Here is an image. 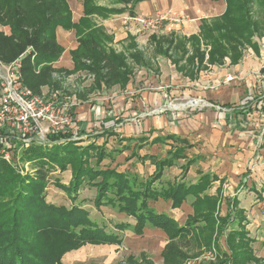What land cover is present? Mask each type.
Wrapping results in <instances>:
<instances>
[{
  "label": "trees",
  "instance_id": "trees-1",
  "mask_svg": "<svg viewBox=\"0 0 264 264\" xmlns=\"http://www.w3.org/2000/svg\"><path fill=\"white\" fill-rule=\"evenodd\" d=\"M226 1V15L210 25L206 24L202 32L203 42L212 45L209 54L211 62H222L229 48L237 53L239 47L251 43L252 37L259 32V24L252 17L253 0ZM101 11V8H91L88 13ZM69 21L70 13L64 0H0V62L9 65L22 58L20 71L23 84L36 96H41L43 89L54 83L55 74L70 73L54 67V62L64 49L52 35L53 28L68 26ZM4 25L10 26V35L1 31ZM193 40L201 42L199 39ZM78 43V49L72 52L74 70L94 73L99 82H104L108 88L118 83L124 86L128 84L133 71L127 67L124 55L106 50L96 33L81 37ZM201 56L204 58V54ZM240 58V53L234 54L233 63ZM104 134L116 135L115 130H106ZM58 136L55 135L52 153H44L39 148L29 158L34 163L40 162L34 177L21 176L0 161V264H63L62 259L66 254L88 245H120L121 233L132 227L137 233L149 227L173 232L177 236H189L202 228L204 235L217 239L224 236L228 227L236 221L242 228L243 211H238L235 221L233 208L218 225L215 216L217 202L210 197L201 198L210 185L209 177L204 176L190 188L178 183L158 190L154 185L163 176L164 168L171 166L172 159L159 163L154 179L141 182L127 172L108 167L102 169L101 163L111 154L108 155L106 148L95 140L79 148L78 142ZM9 139L16 142L17 138L10 133ZM137 139L143 143L147 141L146 138ZM63 140L64 143H58ZM163 140L158 137L153 143ZM92 159L96 161L94 166L90 163ZM53 163L63 170L68 166L75 170L67 186L57 183V187L66 192L72 201L71 208L56 207L45 200L49 173L45 167L50 168ZM83 186L95 190V206L117 209L119 213L132 217L135 224L116 223L114 231H110L92 220L89 212L77 204L78 192ZM188 196H194L197 203L201 202L204 211L200 212L203 214L200 218L196 215L195 218L190 217L193 219L183 227H178L172 218L155 212L149 206V200L162 197L171 199L175 206ZM226 239L232 252L231 255L223 253L225 259L219 264H260L249 248L244 230L231 231Z\"/></svg>",
  "mask_w": 264,
  "mask_h": 264
},
{
  "label": "crops",
  "instance_id": "crops-1",
  "mask_svg": "<svg viewBox=\"0 0 264 264\" xmlns=\"http://www.w3.org/2000/svg\"><path fill=\"white\" fill-rule=\"evenodd\" d=\"M64 1L70 21L68 26L52 30V35L64 49L54 62L55 68L75 73L72 52L78 49L81 37L96 33L106 50L122 54L127 62L131 60L135 64L136 69L131 66L133 72L127 86L136 95L126 98V101L131 102V106L135 105L137 110L157 104L160 101L157 96L168 93L185 96L193 101L190 102L193 107L209 102L223 109L204 112L200 108L201 112L194 118L184 114L173 118L167 115L154 117L142 123L137 121L124 135L146 138V144H162L163 148L170 147L173 141H177L175 138H179L189 157L199 160L198 164L203 168L192 170L187 167L174 180L166 179L168 182H163L165 171L155 183V188L168 189L178 183L190 188L204 176L209 177L210 185L201 198L210 197L217 202L215 216L218 225H221V218L228 216L230 208L234 210L235 221L238 211H243L242 228L236 221L228 227L224 237L231 231L244 230L253 256L264 264V87L256 91L254 85L258 80L251 75L259 67L257 59L264 43V0H253L252 17L259 24V32L252 37L251 43L239 47L237 53L241 58L236 63L232 59L237 53L231 48L222 62H211L212 45L203 42L202 36L206 24L210 25L226 15V0ZM91 8H101L102 11L88 13ZM131 14H168V21L158 32L139 34V25L134 22L124 24L125 18ZM1 31L11 34L9 25L2 26ZM149 49H153L156 55H149ZM145 59L147 63L151 61L154 64L157 60L165 74L161 75V83L154 76H148L150 68L140 67ZM227 76H234L235 81L225 83ZM143 82L144 85L153 84L157 91L163 92L141 93L139 85ZM49 87H45L43 92ZM251 96H256V99L249 101ZM119 133L115 130L116 135ZM158 137L164 140L153 143ZM184 162L182 160L180 165ZM190 197L197 200L188 196L184 201Z\"/></svg>",
  "mask_w": 264,
  "mask_h": 264
},
{
  "label": "rangeland",
  "instance_id": "rangeland-1",
  "mask_svg": "<svg viewBox=\"0 0 264 264\" xmlns=\"http://www.w3.org/2000/svg\"><path fill=\"white\" fill-rule=\"evenodd\" d=\"M143 33L151 34L150 31ZM153 53V49H149L148 54L155 56L156 54ZM147 62L145 59L140 67L150 68L151 73H148V76H154L156 81L161 83V75L165 74L161 72L157 60L155 64L151 61ZM131 66L136 69L135 64L129 60L127 67L133 69ZM64 80H62V82L64 81L62 84L54 80V83L45 91L44 101H52L55 97V102H61L62 106H68L66 114L70 121L61 115L56 121L63 128L62 132L47 135L44 141L35 139L29 144L19 141L17 143L11 142L9 132L4 129L0 130V147H3L4 143L11 145V148H8L6 152L9 158L5 154H0V161L5 163L4 166L17 171L21 176L34 177L37 174L36 170L40 167V162L34 163L29 158L36 154V150L39 148L44 153H52L55 147V135H59L57 138L66 137L68 141L78 142L79 148L86 147L95 140L98 145H103L106 148L108 155L111 154L101 163L102 169L108 167L117 171L125 170L129 175H135L144 182L154 179L159 170V163L166 159L173 161L171 166L164 168L163 172H166L163 182H168L166 179L174 180L177 178L176 175L180 171L184 173L187 167L192 170L203 168L202 165L198 164L199 160L189 157L187 148L179 143L181 142L179 138H175L177 141H173L170 147L163 148L160 146L162 144L153 146L138 141L135 136L127 137L125 132L132 123L137 121L142 123L154 117L167 115L173 118L187 114L194 118L201 112L200 108L204 109V112L208 109H216L209 107V102H205L199 107H193L190 104L193 101L186 99L185 96L168 93L159 94L157 98L160 101L157 104L137 110L135 105L131 106L129 105L131 102L126 101V98L130 99L136 95H133L134 92L128 89V84L124 86L118 83L119 87L108 88L104 82H99L94 73L83 70H75V73L66 74ZM139 89L141 93H149V95L163 92L157 91V86L155 87L153 84L144 85V82L141 86L139 85ZM2 97L3 87L0 84V111ZM106 130H117L120 133L109 136L104 134ZM64 141L58 143H64ZM182 160L186 161L184 165H180ZM95 162L92 159L90 161L91 166H94ZM45 170L49 172L46 178V202L56 207L71 208L72 201L66 192L57 187V183L67 186L75 170L70 166L63 170L60 165L55 166V163L50 168L45 167ZM95 194V190L88 186H83L78 192L77 204L89 212L92 220L101 226H106L110 231H114L116 223L130 222L132 225L135 224L132 217L119 213L117 209L109 206L100 208L95 206L93 202ZM10 199L11 197L7 198V200ZM158 199L149 200L150 208L159 214H167L178 227L185 226L195 218L194 215L199 218L203 215L200 212L204 211V205L194 201L193 197L181 204L179 202L175 206L171 199L164 197L161 198L162 200ZM190 213L191 215H189ZM190 217L193 218L190 219ZM177 235L173 232L149 227H145L142 233H137L132 227L121 233L122 243L120 245H88L69 252L63 257L62 262L63 264H219L225 259L223 253L231 255L232 250L229 249L227 239L224 236L218 239L215 236L213 238L207 237L202 233V228L193 231L189 236ZM225 264H231V262Z\"/></svg>",
  "mask_w": 264,
  "mask_h": 264
},
{
  "label": "built area",
  "instance_id": "built-area-1",
  "mask_svg": "<svg viewBox=\"0 0 264 264\" xmlns=\"http://www.w3.org/2000/svg\"><path fill=\"white\" fill-rule=\"evenodd\" d=\"M168 21V14H157L155 16L142 14L140 16H127L124 24L128 25L134 22L139 25L138 33L150 31L155 33L159 31ZM251 55H254L251 53ZM22 59V58H21ZM21 59L5 65L0 62V84L3 87V97L1 99L0 111V130L8 131V134L16 136V142L29 144L33 140L44 141L47 135L62 132V127L56 121L61 115L65 116L67 121L68 106H62L61 102H55V97L52 101L45 100V92L41 96H36L31 89L23 84L21 75ZM258 69L252 72V76L258 80L254 85L256 91H261L264 87V43L261 46L258 57ZM89 63V62H88ZM67 73H57L54 75L55 82L64 83ZM70 78V77H69ZM62 80H64L62 82ZM235 81L234 76H227L225 83ZM256 99V96H251L249 101ZM211 108L223 110L220 106L208 103ZM66 114V115H65ZM64 119V117H63ZM65 121V120H64ZM264 135V129H263ZM7 138V137H6ZM10 138V136H9ZM11 148L9 143H4L0 147V154L6 155L7 149ZM9 158V156H8Z\"/></svg>",
  "mask_w": 264,
  "mask_h": 264
},
{
  "label": "bare ground",
  "instance_id": "bare-ground-1",
  "mask_svg": "<svg viewBox=\"0 0 264 264\" xmlns=\"http://www.w3.org/2000/svg\"><path fill=\"white\" fill-rule=\"evenodd\" d=\"M183 107V109H185V107L184 106H182ZM187 107V106H186Z\"/></svg>",
  "mask_w": 264,
  "mask_h": 264
}]
</instances>
